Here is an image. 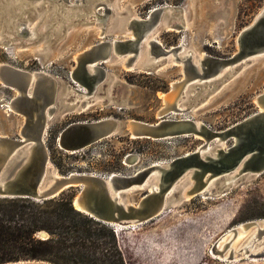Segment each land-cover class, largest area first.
Returning <instances> with one entry per match:
<instances>
[{
  "label": "rangeland",
  "instance_id": "1",
  "mask_svg": "<svg viewBox=\"0 0 264 264\" xmlns=\"http://www.w3.org/2000/svg\"><path fill=\"white\" fill-rule=\"evenodd\" d=\"M23 1L31 2L40 11L37 10L35 14L29 10L22 14L21 17L26 18L23 25L16 26L14 30L9 29V33L7 30L2 31L0 24V38L7 36L9 40L3 41L4 43L0 45V65L9 64L29 72L44 71L57 81V84L54 81L47 84L50 91L56 90L60 100L55 102L57 110L52 113L54 118L49 121L47 146L51 161L61 174L73 171L134 174L154 163L170 162L193 153L206 141L204 137L194 135L162 139L132 137L129 135L127 125L130 120L156 124L161 119L199 118L208 131L225 132L226 145L223 147L227 148L233 147L239 140V136L228 129L246 117L263 111L256 99L264 92L263 54L243 58L227 66L222 74L231 67L237 68L211 85L201 84L200 81L191 86L182 59H174L170 54L161 55L158 58L162 60L160 66L151 73L142 69L123 68L118 62L115 63L126 56L110 57L109 60L112 62L99 64L106 74L99 71L95 84L78 81L90 93L91 100H85L84 97L75 94L74 89L77 85L70 75L78 68L81 70L92 56L85 57L81 63L78 60L79 55L88 47L101 41L115 39L116 35H118L116 39H123L125 38L123 32H131L130 29L116 34L105 33L103 40L99 38L97 31H102L103 23L92 14V7L97 2L105 1L108 4L106 7L99 5L98 12L108 18V28L114 26L115 29L125 25L127 20L123 17H127L128 20L134 17V11L138 16L146 18L154 8L181 7L188 15V18H182V21L184 24L189 22L191 28L164 27L158 31L157 38L167 49L186 43L189 46L186 48L187 51L185 49L183 55L181 53L178 55L181 58L193 53L192 59L198 61L202 58V51L206 55L222 58H229L238 53V35L263 11L264 0ZM50 3L53 5L52 8H58L60 16L68 14L72 9L69 24L63 25V31L57 38L54 36L48 38L47 35L48 33L50 35L51 31L43 34L40 32V27L42 29L44 21L52 13V10L48 11ZM109 7L114 8L110 10ZM113 10L118 11L117 25L114 23L116 15L113 16ZM29 13L31 15L28 17ZM58 24H62V21L56 22L53 27H57ZM36 32L39 35H36ZM195 44L199 47H194ZM36 46H43L45 51L32 53L31 50ZM18 48L23 51L15 55L14 51ZM56 52H61L63 57L58 61H52V54ZM194 80L196 82L197 79ZM4 81L0 76V98L13 101V108L18 113L10 112L11 115L4 113L0 119V130L12 132L8 135L18 136L23 128L30 126L32 130L35 129L36 122L31 123L29 115L36 113L39 105L13 100L16 99L17 87H7L3 84ZM173 82H182L178 105L181 107L183 105L185 109L179 112L181 114L169 113L161 117L162 109L166 105L165 93L171 91ZM186 84L188 87H185ZM199 85L202 89L194 97ZM63 93L65 94L62 95ZM112 97L122 102L112 101ZM76 100L78 105H75ZM87 103L92 106L88 111L77 112V106ZM70 104H74L72 109L68 108ZM66 110L68 114L63 115ZM193 110L197 112L193 113ZM2 111L5 112L3 109ZM106 117L122 120L118 132L92 142L76 152H67L59 147L58 136L68 125ZM245 133L242 132L240 135L243 147L264 146V135L249 137ZM217 138L219 139L218 136ZM210 144L213 148L212 154L215 155L219 143L214 138ZM79 190V187H70L63 192H74V200L79 195ZM144 193L145 190L133 191L135 202L141 199ZM101 208L106 207L102 205ZM262 218H264V172L247 183L234 186L225 195L212 198L195 196L144 224L118 230L119 240L128 264H264V257L255 259L240 257L236 261H227L218 259L211 253L214 242L230 227ZM37 235L44 238L49 236L44 231Z\"/></svg>",
  "mask_w": 264,
  "mask_h": 264
},
{
  "label": "water",
  "instance_id": "2",
  "mask_svg": "<svg viewBox=\"0 0 264 264\" xmlns=\"http://www.w3.org/2000/svg\"><path fill=\"white\" fill-rule=\"evenodd\" d=\"M89 1L92 2L93 0ZM99 5H105L106 7L108 4L102 1L97 2L92 7L93 16L98 17L100 22L103 23L102 32L104 35L105 33L116 34V32L131 29L134 38L125 37L123 39L101 41L86 49L78 57L80 63L85 57L92 56L88 58L81 70L78 68L76 72L70 75L74 81H83L90 85L95 84L97 81L96 75L99 71L106 74L104 68L99 64L106 63V59L109 56H126L125 67H137V58L140 55V50L143 48L146 37H151L164 27L176 28L182 26L184 28L182 21V18H185L184 9L178 6L154 8L146 18L132 16L128 20L127 17H123L127 20L125 25L120 28L116 26L117 29L113 28L114 26L108 28V18L98 12ZM52 7L53 5L50 3L48 11L52 10V13L46 20L47 22L44 21L46 22L45 29L42 30L40 27V32L43 34L51 31V34L49 35L48 33L47 35L48 38L51 36L57 38L63 31V25L69 24L72 9H70L68 14L60 16L58 8ZM37 8L31 2L24 3L23 0H0L2 31L7 30V33H9V29L14 30L16 26L23 25L26 18H22L21 15L29 12V10L34 11L36 14L40 11ZM113 8L109 7L110 10ZM113 12V16L116 15L114 23L117 25L118 11L113 10ZM30 15L31 13L27 16L29 17ZM58 21H62V24H58L54 28V24ZM36 35H39V33L36 32ZM3 41H9L7 36L0 38V45L4 43ZM237 42L239 51L229 58L205 55L203 59H200V64L196 65L191 55L187 58L182 57L185 65L184 71L189 77L188 79H197L192 84L202 81L201 84L207 83L211 85L228 72L237 68V66H234L219 77L218 74L226 66H231L243 58L264 55V9L252 24L239 33ZM113 46L115 48L114 52H112ZM150 47L151 56L147 62L142 63L141 68L148 73L156 71L160 66L162 60H155V58L182 49L181 45L167 49L156 39H151ZM0 76L20 90L21 94L13 100L26 102L30 105H39L38 111L29 115L30 122H36L35 129L32 130L30 126L23 128L18 136L0 134V197H27L43 201L58 196L70 187H79V195L76 198L89 209L85 211L86 214L112 225L116 229H122L144 224L172 207L182 205L186 202L184 197L188 194H191L192 198L200 195L208 198L222 196L227 194L234 186L247 183L264 172V146L251 145L243 147L240 142L242 132L245 133L247 131L245 134L249 137L264 135L263 110L246 117L228 129V131L236 133L239 136V140L233 147L227 148L222 146L226 140L225 132L208 131L204 123L200 127H196L192 119H161L156 124L134 120L131 121L135 127L129 131L130 136L162 139L196 133L204 137L206 141L193 153L175 158L170 162L153 164L134 174H117L114 172L100 174L81 171L61 174L58 171L60 176H56L53 172L56 169L58 170V168L51 161L50 151L47 146L48 131H46L45 126L47 121L46 108L53 105L50 108V112H54L57 110V103L55 102L60 101L56 90L50 91L47 88V84L49 81H54L57 84V81L44 71L37 72L33 83V92L29 95L28 90L31 88L33 78L32 73L29 71L9 64H1ZM201 89L199 85L196 88L194 97L200 93ZM75 90L79 93L81 92L77 87ZM176 90L178 92L182 90V82L174 83L169 92L172 93ZM88 99L91 100V97ZM111 99L118 103L122 102L120 99L113 97ZM256 99L257 103L264 107V92L259 94ZM105 100L107 101L108 98ZM165 103L166 105L163 107L162 112L166 110V114H169L173 108L178 112L182 111L168 100ZM69 106L72 107L74 104ZM117 120V118L106 117L90 122L70 124L60 132L58 145L67 152L84 149L92 142L110 136L114 129L117 128ZM217 136L220 141L217 145L219 148L216 150V154L213 155V148L209 145L211 140L216 139ZM51 165L54 166V169H52ZM187 172H192L194 184L193 187L183 193V185L186 184L187 180L182 182V179ZM157 176H159L158 189L145 190L141 199L135 203L129 202L128 197L134 198L132 195L133 191L141 190ZM50 179H54V181L48 185ZM76 198L73 200L74 205ZM102 205H105L106 208H101ZM258 221H262V219L248 221L246 224H257ZM238 226L235 225L228 229L233 231L232 239L238 232ZM260 230L264 232V229ZM223 234L212 245L211 253L214 251L224 255L229 248L232 239L226 242L224 248H217V242ZM240 257L263 258L264 250L255 253L250 252L249 248H245L244 255H240ZM236 259L231 250L226 260L234 261ZM0 264L54 263L45 259L28 258Z\"/></svg>",
  "mask_w": 264,
  "mask_h": 264
},
{
  "label": "trees",
  "instance_id": "3",
  "mask_svg": "<svg viewBox=\"0 0 264 264\" xmlns=\"http://www.w3.org/2000/svg\"><path fill=\"white\" fill-rule=\"evenodd\" d=\"M74 192L37 201L0 197V263L47 259L55 264H128L119 231L77 209ZM44 231L48 237L37 234Z\"/></svg>",
  "mask_w": 264,
  "mask_h": 264
},
{
  "label": "bare ground",
  "instance_id": "4",
  "mask_svg": "<svg viewBox=\"0 0 264 264\" xmlns=\"http://www.w3.org/2000/svg\"><path fill=\"white\" fill-rule=\"evenodd\" d=\"M185 11V10H184ZM184 16H185V18H188V15H187V12L185 11V14H184ZM134 17H140V16H138V14L136 13V11H134ZM97 19H99L98 17H96ZM48 19V18H47ZM47 22V21H46ZM46 22H45V24L43 25V27H42V29H45V26H46ZM119 28L121 27V26H118ZM184 28L185 29H190L191 28V24L188 22L187 24H184ZM126 33V34H125ZM123 34H124V36L126 37V36H128L129 38H134V35H132V33L130 32V33H127V32H123ZM97 35H98V37L99 38H101L102 40H103V38H105V35L103 34V32L102 31H97ZM158 35V32L157 33H155L154 35H152V37H146L145 38V40H144V45H143V48L140 50V55H139V57L137 58V67H130L129 69H135V68H138V69H141L142 68V63H145V62H147L148 60H149V58H150V56H151V47H150V41H151V39H156V40H158V41H160L157 37ZM116 38L118 37V35H116L115 36ZM115 38V39H116ZM161 42V41H160ZM162 43V42H161ZM147 46V47H146ZM194 46V45H193ZM146 47V48H145ZM189 46L188 45H186V43H182V49H180V50H178V51H176V52H174V51H172L171 53H169L170 54V56L172 57H174V59H182V57L180 58V56L178 55V53H184L185 51H187V49L186 48H188ZM194 47H199L197 44H195V46ZM88 48H90V47H88ZM186 49V50H185ZM42 50L43 51H45V49H44V47L43 46H36V48L34 47L32 50H31V52L32 53H40V52H42ZM183 50H185V51H183ZM23 50H19V48L16 50V51H14V54L15 55H19L21 52H22ZM115 51V48H114V46H113V48H112V52H114ZM44 53V52H43ZM173 53V54H172ZM175 54V55H174ZM192 54L193 53H190L189 55H185L184 57H188V56H192ZM183 55V54H182ZM202 58H200V59H203L204 58V56L206 55L205 54V52L204 51H202ZM51 56V55H50ZM62 57H63V55H62V53L61 52H56V54L55 53H53L52 54V61H58V60H60V59H62ZM110 57L111 56H109L107 59H106V62L108 61H110L109 59H110ZM170 57V58H171ZM113 58V57H112ZM126 59L127 58H125V59H122L121 61L120 60H117V61H115V63L116 62H118L123 68H126L125 67V61H126ZM200 59H198V61H194V63L196 64V65H199L200 64ZM155 60H158V57L157 58H155ZM170 60H172V59H170ZM173 61V60H172ZM182 61H183V59H182ZM110 62H112V61H110ZM238 62V61H237ZM236 63V62H235ZM185 66V65H184ZM227 67V66H226ZM231 68H233V67H231ZM230 68V69H231ZM229 69V70H230ZM224 71V70H223ZM222 71V72H223ZM228 71V70H227ZM222 72L220 73V74H218V76L220 77V76H222L223 74H222ZM30 73H32V75H33V78H32V85H31V88L28 90V93H29V95H31L32 94V92H33V83L35 82V78H36V71H34V72H31L30 71ZM194 79H196V78H193V79H190V80H188L189 82H190V85L189 86H191V84L192 83H194ZM197 81V80H196ZM75 83H76V85H77V88L78 87H80L79 89L81 90V92L79 93V92H77L75 89V94H78L79 95V97H84L85 98V100H88V98H90V93L85 89V88H83L82 86H81V84L78 82V81H74ZM175 82H173V84H174ZM3 84L5 85V86H7V87H12V88H14L13 86H11V84H8V82L7 81H4L3 82ZM188 87V84H186L185 85V87ZM15 90H16V96H15V98L16 97H18V95L19 94H21V92H20V90L18 89V88H15ZM73 90V91H74ZM196 93V92H195ZM194 93V94H195ZM65 93H63L62 95H64ZM166 94V95H165ZM164 95H165V101L167 102V100L170 102V103H174L177 107H179L182 111L185 109V107L182 105V107L180 106V105H178V94H179V92H178V90H176L175 92H172V93H170V92H168V93H165ZM77 95V96H78ZM69 96V95H68ZM67 96V97H68ZM80 99V98H79ZM83 100V99H82ZM84 100V101H85ZM6 100L4 99V98H0V119H2V117H3V115H5L4 113H7L6 115H11V114H9L10 112H12V113H14V114H17L18 112H16L15 110H14V108H13V106H14V104L12 103V102H10V101H6ZM77 102H76V104L75 105H78V100H76ZM80 101H81V99H80ZM84 101H82V102H84ZM75 102V101H74ZM90 103V102H89ZM52 106H50V107H47L46 108V113H47V121H46V126H45V129H46V131H48V128H49V121H50V119H52V118H54V115L52 114L53 112H50V108H51ZM74 106H72V107H70V106H68V108L69 109H72ZM92 106L91 105H89L88 103L87 104H85V105H83V106H81V105H79V106H77V112H86V111H88L90 108H91ZM260 107H261V109L262 110H264V107L262 106V105H260ZM2 109L5 111V112H3L2 111ZM166 112V110L164 111V112H162V116L161 117H164V116H166L167 114L165 113ZM197 111H195V110H193V113H196ZM170 113L171 114H173V113H178V114H181V113H179L178 111H176V109L175 108H173L171 111H170ZM183 113V112H182ZM65 114H68V111L66 110V111H64L63 112V115H65ZM164 114H166V115H164ZM2 116V117H1ZM111 119H114V118H111ZM188 119V118H187ZM193 120V119H192ZM195 120V121H194ZM193 121L195 122V124H196V127H200L201 126V124H202V121H201V119H199V118H195ZM118 121V125H117V128L116 129H114V132L111 134V135H113V134H115L116 132H118L119 130H120V127L122 126V122H121V120H117ZM131 121H134V120H130L129 121V123L127 124L128 125V129H129V131H131L132 130V128H134L135 127V125L134 124H132V122ZM144 122V121H143ZM22 130V129H21ZM0 134L1 135H7V134H12V132H9V131H3V130H0ZM110 135V136H111ZM189 135H194V136H196V137H201V135H199V134H196V133H193V134H189ZM189 135H187V136H189ZM132 137H137V136H132ZM215 141H217L218 143H220V141H219V139L217 138V139H215ZM226 145V143H225V141L223 142V144H222V146H225ZM210 147H211V144L209 145ZM71 152H76V151H71ZM154 164H157V163H154ZM51 167H52V169H54V166L53 165H51ZM90 173H96V172H90ZM114 173H117L118 174V172H114ZM53 174L54 175H56V176H60V174H59V172H58V170L56 169L54 172H53ZM159 176H157V177H155L154 178V180L152 181V182H148L147 183V185L144 187V188H141V190H149V191H151L152 189H158L159 188V185H158V182H159ZM187 180V182H186V184H184L183 185V189H182V192L183 193H185L187 190H189L191 187H193V184H194V181H193V179H192V172H187L186 174H185V177L182 179V182L183 181H186ZM54 181V179H50L49 180V182H48V185H50L52 182ZM212 183V182H211ZM211 183H210V185H211ZM135 190V189H134ZM130 196V195H129ZM205 197V196H204ZM129 198V202H132V203H135V200H134V198H131V197H128ZM192 198V195L191 194H188L186 197H184V200H190ZM208 198V197H207ZM75 205H76V208L77 209H79V210H81V211H83V212H85V211H88L89 209L88 208H86L84 205H82L79 201H78V198H76V200H75ZM248 222V221H247ZM239 226L237 227L238 228V232H237V234H236V236L232 239V234H233V231H231V230H226L225 232V234H223V236L219 239V241L217 242V248H219V249H222V248H224L225 247V244H226V242L227 241H230L231 239V241H230V244H229V248L227 249V251L224 253V255H220V254H218V253H216V252H214L213 251V253H212V255L214 256V257H216V258H218V259H222V260H226L228 257H229V253H230V251L232 250L233 251V254H234V256H235V258H240V255H244V252H245V248H249V251L250 252H255V253H257V252H260V251H263L264 250V232H261V230L260 229H264V218H262V221H258L257 222V224H251V225H247L246 224V222H241V223H239L238 224ZM136 227V226H135ZM120 229V228H119ZM123 229V228H122ZM261 239V240H260ZM260 240V241H259ZM251 259H255V258H251ZM236 261V260H235Z\"/></svg>",
  "mask_w": 264,
  "mask_h": 264
}]
</instances>
